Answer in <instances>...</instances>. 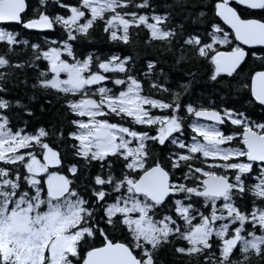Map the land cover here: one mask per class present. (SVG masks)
Returning a JSON list of instances; mask_svg holds the SVG:
<instances>
[{"label":"snow or ice","instance_id":"1","mask_svg":"<svg viewBox=\"0 0 264 264\" xmlns=\"http://www.w3.org/2000/svg\"><path fill=\"white\" fill-rule=\"evenodd\" d=\"M0 264H264V0H0Z\"/></svg>","mask_w":264,"mask_h":264},{"label":"trees","instance_id":"2","mask_svg":"<svg viewBox=\"0 0 264 264\" xmlns=\"http://www.w3.org/2000/svg\"><path fill=\"white\" fill-rule=\"evenodd\" d=\"M154 2L157 5L163 6L164 4H171L173 0H154ZM180 10L176 9V12L178 13ZM95 47L100 48L102 50H107L108 45L100 42ZM159 45H153L151 48H148L144 44V36L141 34L140 38L135 41V46H134V52L139 53V58L140 62L142 63L149 57L153 58H158L161 61L162 67L166 71L171 72V76L174 80H180L185 77V73L187 71H191L197 74V81H196V92L195 96L196 97H201V96H207L209 93H211L213 96H217L223 99V101L229 105L232 104V99L227 97L226 93L223 91H220L218 89H212L211 86L208 84L206 75H205V68L202 66H197L195 63H186L180 66L177 69H172L170 66L172 64V58L170 55L166 53H161L156 51L155 49L159 48ZM113 51H116V49H113ZM188 56L191 57V53H188ZM166 61V63H165ZM246 70V69H245ZM219 103L220 100H217ZM23 103H29L27 100V97L24 98ZM35 107H39L40 104H44L46 108H49V111L43 115L39 116V122L40 123H45L47 124L49 120L51 119L52 115L55 113L56 109L52 108L51 106L45 104L44 100L38 99L37 101L33 102ZM259 111V110H258ZM170 260V256L168 257Z\"/></svg>","mask_w":264,"mask_h":264}]
</instances>
